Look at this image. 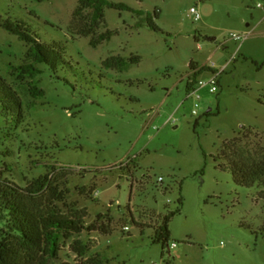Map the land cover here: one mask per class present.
I'll return each mask as SVG.
<instances>
[{
	"label": "rangeland",
	"instance_id": "rangeland-1",
	"mask_svg": "<svg viewBox=\"0 0 264 264\" xmlns=\"http://www.w3.org/2000/svg\"><path fill=\"white\" fill-rule=\"evenodd\" d=\"M79 1L0 0L4 20L65 49L68 62L57 71L37 63L0 24V73L24 109L20 119L0 102V182L12 184L21 208L97 228L57 234L49 255L28 256L35 264H264V176L245 188L218 167L264 161V0H110L143 13L106 8L96 28L91 9L75 16ZM107 31L112 39L92 47ZM138 58L125 70L105 65ZM192 61L215 71L191 89ZM25 64L41 73L19 78ZM34 85L45 96L34 98ZM197 89L203 106L194 117ZM39 180H47L40 190ZM6 200L0 230L16 242ZM179 208L170 223L177 246L163 256L152 238Z\"/></svg>",
	"mask_w": 264,
	"mask_h": 264
},
{
	"label": "trees",
	"instance_id": "trees-1",
	"mask_svg": "<svg viewBox=\"0 0 264 264\" xmlns=\"http://www.w3.org/2000/svg\"><path fill=\"white\" fill-rule=\"evenodd\" d=\"M35 1L42 3L47 0ZM79 3L80 5L75 12V16L85 9H91L93 11L92 25L94 28L99 27L102 20L105 19L106 8L139 14L143 13V10H136L126 3H115L110 0H80ZM145 22L152 30L158 32L161 31L155 23L152 14L146 16ZM0 24L6 31L18 36L28 44V54L32 55L37 63L47 64L53 71H57L62 65L68 64L66 60L67 55L65 57V49L59 51L54 46L43 44L38 36L33 34L31 29L27 27L25 23L12 21L10 19L4 20L0 15ZM91 33L92 32H86L84 35L88 37ZM113 35L114 33L112 31L100 34L97 38L91 39V46L95 48L102 43L110 41ZM140 62L141 59L139 58L131 61L118 59L116 64L106 61L105 65L107 68L125 70L130 64ZM190 69L194 70L189 79V88L191 89L193 88V84L196 83L195 80L198 76L208 71H215L208 66L198 68L197 63L194 61L190 63ZM16 70L19 78L28 75L34 79L41 73V70L34 64L21 65ZM30 92L34 98L45 96V92L43 90L39 91L35 85L31 87ZM0 102L7 108L8 112L12 110L11 105H14L17 108L16 114L18 113V117L20 119L24 118V109L21 99L18 97L17 93L12 90L11 86L3 78L1 73ZM212 114L213 113L210 112L206 115L211 116ZM198 123L199 120L197 121V125ZM135 161L136 159H132L131 163H134ZM218 167L224 171L231 172L236 184L245 188H253L255 183L259 180V177L264 176V161L254 166L233 163L228 167L218 164ZM46 183L47 180H39V187L37 188L40 190L46 185ZM13 189L14 188L10 182H0V197L7 199V209L12 211L15 216V223L10 230L16 238V242H12L13 239H9V234L6 233V230H0V264H35V258L32 256L29 257L28 255H35L37 252H43L45 255H49L53 249L57 234H63L65 237H68L73 233L80 234L84 231H93L97 229L95 226L88 227L85 224L77 223L74 219L64 217L45 218L34 214V212H30L28 209L21 208L14 200ZM178 204L182 206L184 204V199L180 198ZM179 213H181L180 208L165 216L162 224L157 228L154 238H152L154 244H161L163 246V256H165V250L169 247L172 238L170 223Z\"/></svg>",
	"mask_w": 264,
	"mask_h": 264
},
{
	"label": "built area",
	"instance_id": "built-area-1",
	"mask_svg": "<svg viewBox=\"0 0 264 264\" xmlns=\"http://www.w3.org/2000/svg\"><path fill=\"white\" fill-rule=\"evenodd\" d=\"M190 13L193 15L194 19L196 21H199L202 19V15L200 13V11L196 8V7H193L191 8L190 10ZM234 38L236 39H241V37L239 35H234ZM218 76V75H217ZM217 76L215 75V77L212 79V81L210 82V85H211V93H217L219 91V88H218V82L216 80ZM207 83H200L201 86H204L206 85ZM192 97H193V102H194V106H193V111H192V116L194 117H198L199 114H200V111L202 109V101H203V98L201 96V94L198 93V89L195 90L193 93L190 94ZM191 97V98H192ZM131 164V160H129L127 162V165ZM159 179V182H163L164 181V178L163 177H160L158 178ZM169 203H171V201L169 200ZM126 230L129 231L130 228L129 227H126ZM223 244V242H222ZM177 244L174 243L172 245V247H168L169 250H172L174 247H176ZM153 264H158V263H153Z\"/></svg>",
	"mask_w": 264,
	"mask_h": 264
}]
</instances>
